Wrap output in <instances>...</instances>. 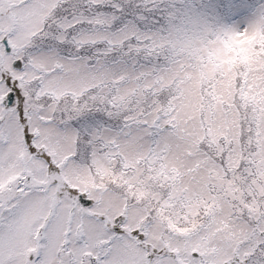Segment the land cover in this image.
<instances>
[{
    "label": "snow or ice",
    "instance_id": "snow-or-ice-1",
    "mask_svg": "<svg viewBox=\"0 0 264 264\" xmlns=\"http://www.w3.org/2000/svg\"><path fill=\"white\" fill-rule=\"evenodd\" d=\"M0 264H264V0H0Z\"/></svg>",
    "mask_w": 264,
    "mask_h": 264
}]
</instances>
